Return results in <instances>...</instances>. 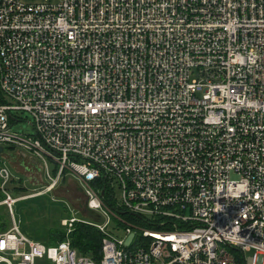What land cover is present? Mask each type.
I'll return each mask as SVG.
<instances>
[{"label":"built area","instance_id":"built-area-1","mask_svg":"<svg viewBox=\"0 0 264 264\" xmlns=\"http://www.w3.org/2000/svg\"><path fill=\"white\" fill-rule=\"evenodd\" d=\"M4 146L83 183L98 261L19 228ZM0 148V264H264V0H0Z\"/></svg>","mask_w":264,"mask_h":264},{"label":"rangeland","instance_id":"rangeland-1","mask_svg":"<svg viewBox=\"0 0 264 264\" xmlns=\"http://www.w3.org/2000/svg\"><path fill=\"white\" fill-rule=\"evenodd\" d=\"M17 116L19 119L12 123V129L25 134H34V127L30 123L31 116L26 112H20ZM1 159L11 171V192L15 196L27 195V198L19 199L14 204L13 210L19 228L28 237L44 242L40 229L61 225V220L70 216H75L85 222L103 223L105 221L106 218L100 210H91L87 206L84 195L85 187L76 176L68 174L51 190L33 195L38 191H44L50 182L45 178V171L41 167L40 160L28 152L8 146L3 147ZM47 164L50 174L53 175L55 163L47 160ZM32 197L35 198L27 200ZM30 205L32 210L30 209L29 212L27 210ZM0 216L6 226L11 224V217L3 206H0ZM111 224L108 225V230L118 234L119 231L113 229ZM246 254L250 255V252ZM36 264H41V262L36 261Z\"/></svg>","mask_w":264,"mask_h":264},{"label":"trees","instance_id":"trees-1","mask_svg":"<svg viewBox=\"0 0 264 264\" xmlns=\"http://www.w3.org/2000/svg\"><path fill=\"white\" fill-rule=\"evenodd\" d=\"M16 188V187H14ZM35 197L29 198L27 200L33 199ZM104 203L108 205L110 208H115L119 214L122 215L125 219H130L141 223L143 225L151 227V225L144 223L142 217L134 216L130 214L128 211H124L121 209H116L114 206V200L111 198L107 188H104V194L102 197ZM31 205L28 210L30 212ZM32 210V209H31ZM3 225L6 227V224L3 221ZM43 227V226H42ZM41 227V228H42ZM42 238L44 240V244L46 245H54L59 241L68 238L70 244L73 248H75L78 252L89 255L96 261H98L101 257V243H102V232L94 225V223L89 221H76L73 223V226L70 232L66 235L65 229L62 225L58 226H48L43 229H40ZM40 234V235H41ZM37 240V239H36Z\"/></svg>","mask_w":264,"mask_h":264},{"label":"water","instance_id":"water-1","mask_svg":"<svg viewBox=\"0 0 264 264\" xmlns=\"http://www.w3.org/2000/svg\"><path fill=\"white\" fill-rule=\"evenodd\" d=\"M0 151H1V148H0ZM100 194L103 195V191H101ZM132 237H133V233H130V234L128 235L126 241H125V244H126V245L130 242V240L132 239Z\"/></svg>","mask_w":264,"mask_h":264}]
</instances>
